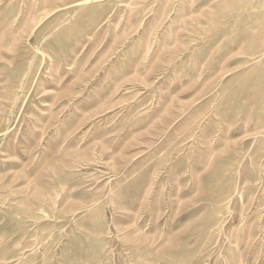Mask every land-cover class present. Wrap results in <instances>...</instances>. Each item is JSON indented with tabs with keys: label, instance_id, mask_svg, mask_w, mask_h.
<instances>
[{
	"label": "rangeland",
	"instance_id": "1",
	"mask_svg": "<svg viewBox=\"0 0 264 264\" xmlns=\"http://www.w3.org/2000/svg\"><path fill=\"white\" fill-rule=\"evenodd\" d=\"M0 264H264V0H0Z\"/></svg>",
	"mask_w": 264,
	"mask_h": 264
}]
</instances>
